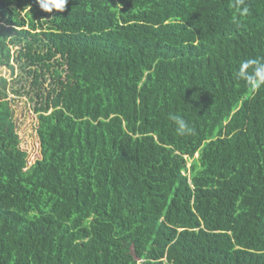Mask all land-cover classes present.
Here are the masks:
<instances>
[{
    "label": "trees",
    "instance_id": "trees-1",
    "mask_svg": "<svg viewBox=\"0 0 264 264\" xmlns=\"http://www.w3.org/2000/svg\"><path fill=\"white\" fill-rule=\"evenodd\" d=\"M262 56L264 0H0L41 154L1 76L0 264H264V87L232 77Z\"/></svg>",
    "mask_w": 264,
    "mask_h": 264
},
{
    "label": "rangeland",
    "instance_id": "rangeland-1",
    "mask_svg": "<svg viewBox=\"0 0 264 264\" xmlns=\"http://www.w3.org/2000/svg\"><path fill=\"white\" fill-rule=\"evenodd\" d=\"M18 47L15 48V50ZM15 73L12 74V71L5 67L0 66V77L4 76L9 79V92L11 98H15L13 101V110H14V119L17 124L18 132L21 136L22 142L21 146L28 151L29 161L33 163L41 154H40V143L36 128L38 125V117L35 113V106L37 105L38 96L36 94L37 90L30 91L29 94L23 93V95L18 96L15 93H12V89H22L29 90L30 81L32 77L27 75V72H24L15 62ZM28 80V82L26 81ZM49 87V82L44 83L43 92L46 88ZM31 90V89H30Z\"/></svg>",
    "mask_w": 264,
    "mask_h": 264
},
{
    "label": "clouds",
    "instance_id": "clouds-1",
    "mask_svg": "<svg viewBox=\"0 0 264 264\" xmlns=\"http://www.w3.org/2000/svg\"><path fill=\"white\" fill-rule=\"evenodd\" d=\"M42 9L51 13L53 10L62 11L65 9L67 0H37ZM248 9L245 7L240 14H247ZM234 80L242 81L253 91L264 87V56L249 57L241 60L232 71ZM176 131L179 135H190L193 128L189 126L188 121L181 115H170Z\"/></svg>",
    "mask_w": 264,
    "mask_h": 264
}]
</instances>
